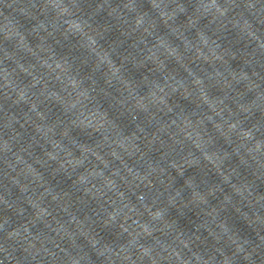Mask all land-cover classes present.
Listing matches in <instances>:
<instances>
[{
    "label": "clouds",
    "instance_id": "1",
    "mask_svg": "<svg viewBox=\"0 0 264 264\" xmlns=\"http://www.w3.org/2000/svg\"><path fill=\"white\" fill-rule=\"evenodd\" d=\"M0 264H264V0H0Z\"/></svg>",
    "mask_w": 264,
    "mask_h": 264
}]
</instances>
